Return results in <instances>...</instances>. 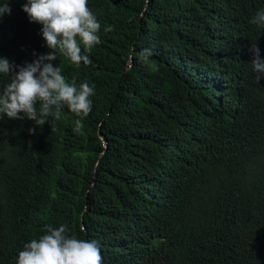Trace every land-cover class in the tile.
Here are the masks:
<instances>
[{
  "label": "trees",
  "instance_id": "1",
  "mask_svg": "<svg viewBox=\"0 0 264 264\" xmlns=\"http://www.w3.org/2000/svg\"><path fill=\"white\" fill-rule=\"evenodd\" d=\"M26 2L0 18V58L14 66L0 93L52 51ZM88 7L101 25L99 44L80 45L91 62L57 50L52 63L94 86L91 112L0 118V264L61 225L95 240L102 264H264V76L250 51L264 60V26L250 23L264 0Z\"/></svg>",
  "mask_w": 264,
  "mask_h": 264
},
{
  "label": "clouds",
  "instance_id": "2",
  "mask_svg": "<svg viewBox=\"0 0 264 264\" xmlns=\"http://www.w3.org/2000/svg\"><path fill=\"white\" fill-rule=\"evenodd\" d=\"M22 10L27 13L30 22L43 26V39L52 51L39 55L11 75L10 82L0 93V118L3 115L9 119L26 117L43 126L50 116L59 120L64 106L77 117L87 116L92 110L90 97L95 95L94 86L83 82L77 88L75 82L68 83L61 68L54 67L52 61L57 59L59 52L77 66L81 62H91L88 55L81 54L80 45L83 44L87 52L99 44L97 33L101 25L88 7V0H27ZM10 14L7 0L0 4V18ZM250 23L264 26V10L258 11ZM110 30V27L105 29ZM250 51L254 54L251 62L253 71L260 79L264 76V60L256 44H252ZM151 54V50L144 49L140 59L146 62ZM13 71L14 66L8 59L0 58V74L9 76ZM83 127L82 121L77 119L73 131L78 133ZM68 231L64 225L49 227L47 234L24 245L16 264H102L101 251L95 240L78 239L67 235Z\"/></svg>",
  "mask_w": 264,
  "mask_h": 264
}]
</instances>
